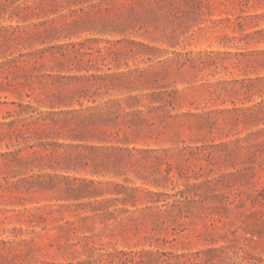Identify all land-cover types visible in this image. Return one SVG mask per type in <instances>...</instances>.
Segmentation results:
<instances>
[{
	"label": "rangeland",
	"instance_id": "rangeland-1",
	"mask_svg": "<svg viewBox=\"0 0 264 264\" xmlns=\"http://www.w3.org/2000/svg\"><path fill=\"white\" fill-rule=\"evenodd\" d=\"M51 9L0 0V264H79L106 252L120 264L136 254L139 264H264V0ZM104 9L134 24L103 33ZM88 13L96 25L66 38L65 22ZM130 97L141 120L125 105L109 113L116 121L99 120L119 133L105 145L113 151L70 147L67 129L46 124ZM34 151L33 171L11 155ZM32 175L93 180L112 215L11 186Z\"/></svg>",
	"mask_w": 264,
	"mask_h": 264
},
{
	"label": "trees",
	"instance_id": "trees-1",
	"mask_svg": "<svg viewBox=\"0 0 264 264\" xmlns=\"http://www.w3.org/2000/svg\"><path fill=\"white\" fill-rule=\"evenodd\" d=\"M107 0H41V4L43 6L48 5L52 7L51 10H46L48 14L52 15L55 14V12L58 11V9L64 8L66 5L68 8L73 7H79L83 6L84 4L91 3L93 8H101L104 3H106ZM103 9V8H102ZM131 11H134V9H131ZM109 10L104 9V12H99L98 20L101 22V32L107 33L109 32L108 28L112 27L113 30L115 29H121L124 28V26H132L134 24V18H131V15L127 16L123 13L117 14V17L115 19L108 18ZM97 18H94L91 16V14H87V16H82L77 19H72L71 22H65L64 26L62 27V30L66 32V38H70L75 34L76 30L79 28L87 27V26H95ZM91 24V25H89ZM89 30V29H85ZM111 30V29H110ZM59 31L57 28H52L50 30H47L48 35L52 36L54 32ZM111 32V31H110ZM142 45V44H141ZM75 93V91L69 92L65 95L64 98L70 97L69 95H72ZM61 100V98H60ZM135 102H137V99L135 97H130L128 99H121L116 101H111L110 103L106 104V106L103 108H93L88 109L87 111L84 110H73L71 111V115L77 120V121H52V123H46L50 127H57L59 126V129L52 128V131L57 132L60 131V129H67L70 134L68 136L70 137H64L66 139H70L73 142H75V145H72L70 147H73L75 149L83 148L82 143L83 142H97L99 144H102V146H86L87 149L91 151H113V147L105 146L108 144H113L112 139L109 140L110 137L114 138V143H120L119 141V133L118 132H112L108 134V130H105L102 128V125H100L99 120H110V121H116L117 117L113 118L110 116L109 113H111L113 108H116L113 112L119 111L124 108V105L130 110L129 113L126 115H134L139 120H141V111L140 106L137 105ZM135 103V104H134ZM87 113V114H85ZM106 113V114H104ZM45 122V121H44ZM106 126H109L106 125ZM138 132H135V135H137ZM33 149V148H31ZM120 150V149H119ZM37 152H33L31 155H27V157H21L17 158L16 154H11L13 156L15 163H21V162H27L29 163L28 167H26L28 170L33 171L34 168L37 167L36 165V157ZM79 158L77 155L75 159ZM65 181V187L61 185H54L50 187L47 185V182H52V184L55 183V181ZM8 183V181H6ZM11 186L16 189L20 190L21 188L24 189L26 192L30 193H41V192H55L61 194L60 198L66 202H75L79 206H90L93 207L94 205H98V207L102 209H96L92 208L90 211L94 213V216L98 215H112V213L109 211V207H106L107 202H97L100 189L96 186V182L93 180H81L79 178H68V177H59L56 175H32L28 176L26 178H23L17 182L11 183ZM2 187V186H1ZM120 187V186H117ZM88 200L90 201L87 204H81V201ZM92 200L96 201V204L92 203ZM117 202H122L123 204H127V201L125 199L116 200ZM133 206H135L134 203H132ZM83 210L87 211V208ZM121 212H128L127 209L121 208L116 209V211ZM102 212V213H100ZM143 254H136L133 256V264H139L140 259L142 258ZM118 255L116 253L106 252L99 255V258L96 260H88L86 262H80L79 264H120L119 261H117Z\"/></svg>",
	"mask_w": 264,
	"mask_h": 264
}]
</instances>
